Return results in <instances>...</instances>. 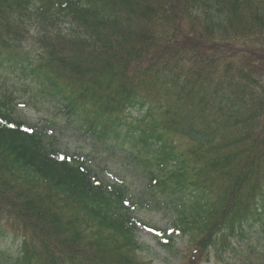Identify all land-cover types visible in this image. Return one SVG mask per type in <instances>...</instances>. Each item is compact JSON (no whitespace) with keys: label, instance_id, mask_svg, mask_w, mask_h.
Instances as JSON below:
<instances>
[{"label":"trees","instance_id":"1","mask_svg":"<svg viewBox=\"0 0 264 264\" xmlns=\"http://www.w3.org/2000/svg\"><path fill=\"white\" fill-rule=\"evenodd\" d=\"M29 11L45 28L35 41L37 63L19 62L17 82L31 101L64 111L105 153L125 151L202 251L223 253L247 232L262 243L264 94L246 92L238 75L226 86L188 34L218 46L211 41L264 25V0H0V48L20 50ZM57 20L66 29L48 34ZM7 90L0 93V233L7 219L23 234L21 253L9 262L2 255L0 264H136L125 186L94 183L100 168L87 160L95 159L59 151L54 123L51 133L47 124L23 129L12 117L17 88ZM192 180L205 202L197 196L189 208ZM247 244L249 258L255 244Z\"/></svg>","mask_w":264,"mask_h":264},{"label":"rangeland","instance_id":"2","mask_svg":"<svg viewBox=\"0 0 264 264\" xmlns=\"http://www.w3.org/2000/svg\"><path fill=\"white\" fill-rule=\"evenodd\" d=\"M257 29V28H256ZM188 39H190V42H193L197 46V49L202 50L203 53H206V51H211V44L210 43H204L201 40L200 34L194 33V34H188ZM221 36L217 40L211 41V43L214 44H223L226 45L229 48H237L241 55H248L251 59L254 58V55L256 54L255 58H259V56L264 57V31L262 30H249V32H240V35H237L234 37V39H229L225 37V40H222ZM201 42V45H200ZM201 48H199V46ZM205 47V49H204ZM27 48L31 51H34V47L32 44H28ZM199 50V51H200ZM22 99H26L22 95V92L19 94ZM33 107H23L18 110V112L21 114L22 118H24L29 123H42V119H45L44 117H51L56 118V116L53 115L52 112L48 113V109L46 106L40 105L37 109H32ZM56 121V120H55ZM58 128H60V135H61V143H65L66 146H68L70 149H77L78 147H88L89 144L85 141H83V138L80 134L75 133L72 134V131L70 130V127L67 126L64 122L58 124ZM102 165L103 173L99 174V177L105 180H109L110 176L115 177H121L125 179L128 186L131 188L133 194L140 193L142 189V175L138 170L132 169L131 166L128 164V162L121 157L115 156H105L102 159ZM153 203L144 202L141 208L138 210V215L144 220H140L142 224L139 226L138 237L140 242H145L146 247L147 245H151L153 250L158 251L159 253L163 254L161 250H157V248L154 247L152 243H155L154 238V232L147 228L146 222L149 220L153 223H157L161 226L167 227V230L171 232V225H170V216L163 212L161 209H153L152 208ZM142 210H146L143 212ZM20 237H18L13 232L8 233L4 237L0 238V251H4L5 254L3 256H6L7 254L15 255L16 251L19 247ZM187 250V248L181 246L180 251L183 252ZM181 252H167L163 256H160L157 253L149 254L150 258H152L156 264H187L184 260H182V253ZM0 260H2V252H0ZM229 264H240L239 261L236 262L235 256L232 255L226 260ZM204 264H219L214 261L211 262H205ZM264 264V262H263Z\"/></svg>","mask_w":264,"mask_h":264}]
</instances>
